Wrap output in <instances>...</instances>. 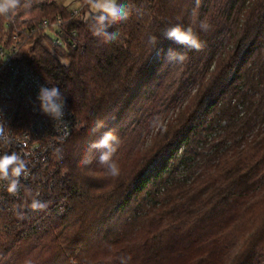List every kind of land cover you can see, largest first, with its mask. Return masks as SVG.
Segmentation results:
<instances>
[{
  "label": "trees",
  "instance_id": "16d2710c",
  "mask_svg": "<svg viewBox=\"0 0 264 264\" xmlns=\"http://www.w3.org/2000/svg\"><path fill=\"white\" fill-rule=\"evenodd\" d=\"M119 2L129 16L107 29L115 40L93 35L87 0H32L0 17V45L18 28L20 57L60 87L82 125L52 155L41 198L36 187L0 205V264H223L238 239L229 264L264 261V0ZM25 17H61L67 49L22 32ZM176 24L203 48L163 35ZM170 48L186 59H165ZM107 130L118 137L116 176L101 149L81 164ZM34 199L46 207L32 210Z\"/></svg>",
  "mask_w": 264,
  "mask_h": 264
},
{
  "label": "built area",
  "instance_id": "2783aa9c",
  "mask_svg": "<svg viewBox=\"0 0 264 264\" xmlns=\"http://www.w3.org/2000/svg\"><path fill=\"white\" fill-rule=\"evenodd\" d=\"M74 1L79 7L85 2ZM77 12L73 10V14ZM27 21V17L18 19V23L23 24L22 32L42 30L55 47L67 49V42L62 38L61 17L55 20L43 19L34 25H24ZM17 29L13 43L0 45V123L9 138L8 143L0 142V155L16 153L27 165V174L20 178L15 194L8 192L7 181L0 180V205L4 206L9 200L17 202L23 199L28 193L27 190L36 187L35 197L43 196L41 188L47 183L46 173L50 159L55 153L54 149L82 127L76 114L67 107L65 120L59 123L35 110L39 87L52 86L20 57L24 39L17 33ZM28 209L29 206H24V210ZM62 211L61 209V214Z\"/></svg>",
  "mask_w": 264,
  "mask_h": 264
},
{
  "label": "clouds",
  "instance_id": "9594fccd",
  "mask_svg": "<svg viewBox=\"0 0 264 264\" xmlns=\"http://www.w3.org/2000/svg\"><path fill=\"white\" fill-rule=\"evenodd\" d=\"M199 0H197V3ZM32 0H0V17H8L19 8H29ZM87 3L94 10L91 17V28L93 35L103 37L106 40H115L117 34L108 32L107 29L113 25L121 23L128 19L129 9L125 3L119 0H87ZM200 29L207 31L209 25L201 22ZM167 38L175 41L177 44L184 45L188 49L200 51L203 48L198 35L192 27L184 28L181 24H176L168 28L164 34ZM149 42L156 48L159 39L156 36H151ZM165 59L183 62L186 59V53H179L173 49H169L165 54ZM37 106L35 110L50 117L54 122H63L65 116V95L58 86H40L36 96ZM104 127L103 122H98L93 132ZM0 142L8 143L9 138L5 135L4 126L0 123ZM118 137L112 130L105 131L101 137L89 145L85 156L81 160L82 165L92 163V151L101 149L99 155V163L105 165L111 175L116 176L119 173L118 165L113 160V156L117 151ZM57 155L62 154V149L57 147L54 149ZM27 174V165L24 160L16 153L0 155V180L8 182V192L15 194L18 191L19 180ZM46 207V204L34 199L30 204L32 210H41Z\"/></svg>",
  "mask_w": 264,
  "mask_h": 264
},
{
  "label": "rangeland",
  "instance_id": "374dc122",
  "mask_svg": "<svg viewBox=\"0 0 264 264\" xmlns=\"http://www.w3.org/2000/svg\"><path fill=\"white\" fill-rule=\"evenodd\" d=\"M49 2H56L57 4H60V5H63V6H67V7H79V6H77V3H75V1L74 0H48ZM48 47H49V49L51 50V51H53L54 50V47L53 46H50V44H48L47 45ZM60 58H61V56H60ZM158 130V128H152L151 129V131H150V134H148V135H146L145 137L146 138H144L145 139V141H144V146H147V145H149L150 143H151V140H152V134H153V132L154 131H157ZM195 165V164H194ZM194 165H193V167H192V169H194V168H196L198 165H196L195 167H194ZM178 169H180V168H178ZM193 171H195V170H193ZM198 171H199V168H197L196 169V172H195V174L196 173H198ZM194 174H192L191 176H184V180H185V182L187 183V182H189V180L190 179H192ZM151 205V204H150ZM239 242H240V239H238L236 242H235V244L233 245V247H232V249H231V254L228 256H226V259L224 260V262H223V264H229V263H231V261L233 260V257H234V253H235V250L237 249V247H238V245H239ZM229 254V253H228ZM71 262H72V260H71ZM73 263V262H72ZM74 264V263H73ZM258 264H264V261H260V262H258Z\"/></svg>",
  "mask_w": 264,
  "mask_h": 264
}]
</instances>
